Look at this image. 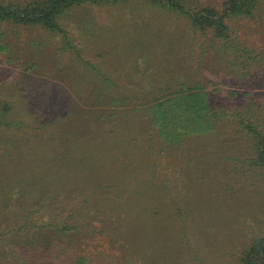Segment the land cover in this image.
I'll return each mask as SVG.
<instances>
[{
    "label": "trees",
    "instance_id": "obj_1",
    "mask_svg": "<svg viewBox=\"0 0 264 264\" xmlns=\"http://www.w3.org/2000/svg\"><path fill=\"white\" fill-rule=\"evenodd\" d=\"M133 1L0 2V23H9L16 28H40L59 38L61 50L79 54L65 29L66 18L85 6L127 8V3ZM144 1L145 7L161 12L156 18L183 19L187 22V32L210 34V42H221L220 49L227 57L225 63L238 67L239 74L251 69L255 58L253 51L233 35L229 22L239 16L252 17L258 8L264 7L261 6L264 0H221L220 8L199 5L192 0ZM96 30L97 40L107 39L102 30ZM175 33L164 28L156 33L148 28L144 33L126 39L123 46L114 47L111 54L119 64L113 68L114 75L107 74L115 79L98 68L97 76L103 86L88 90L113 107L108 114L109 127L105 129V124H100L96 130L94 123L88 122L86 129H81V134L77 135L71 130L49 131L54 124L47 122L43 126L48 128L47 131L38 134L42 147L41 153L37 154L41 158L36 157V147L24 148L19 139L15 140V132L11 135L4 132L19 131L23 126L22 121L15 122L10 117L9 103L4 104L0 112V162L17 159L16 155L20 160L19 169L5 170L0 181V188L8 190L0 198L5 201L0 213V239L12 232L13 251L30 250L34 264H90L87 249L95 236H100V240L109 245H117L122 257H126L131 248L146 244L148 257L154 255L161 261L173 246L180 227H189L199 236L211 231L210 227L217 225L214 221L219 222L224 217L217 216L213 198L203 201L205 190L201 183L205 173L198 171L199 177L194 178L189 169H185L187 171L180 174L183 178L175 181L171 175V162H164L162 158L170 153L175 141L188 143L214 131L216 118L230 120L236 132L245 136L249 144L248 171L256 172L264 180V121L262 110L254 112L253 102L234 110L224 105L217 107L212 101V93L200 83L173 92L167 101H161L164 96L158 97L154 88L147 90L144 89L146 86L135 82L132 72H138L142 62L141 80L149 83L152 75L149 73L155 69L152 73L156 77L164 73L163 83L170 85L172 74H177L178 68L174 64V50L166 53L165 47H171ZM164 56L166 65L161 69ZM228 71L233 72L230 68ZM164 89L158 88V91ZM141 97H148L154 103L150 106L141 103L138 101ZM131 100H137V103L127 115L126 101ZM171 102L173 108L170 110L166 103ZM148 110L152 112L151 125L159 126L158 138L149 135L147 139L146 126L149 128L150 123L143 126L144 123L139 122ZM169 121L180 123L175 135L167 128ZM238 170L240 174L246 173L243 167ZM179 184L181 187H177ZM14 190L18 191V198L14 196ZM34 205L49 212L44 215V220L33 216L37 212L33 210ZM262 208L264 211V200ZM10 220L13 229L6 228ZM238 264H264V230L253 236Z\"/></svg>",
    "mask_w": 264,
    "mask_h": 264
},
{
    "label": "rangeland",
    "instance_id": "obj_2",
    "mask_svg": "<svg viewBox=\"0 0 264 264\" xmlns=\"http://www.w3.org/2000/svg\"><path fill=\"white\" fill-rule=\"evenodd\" d=\"M8 1L14 0H0ZM192 1L199 5L221 6V0ZM127 4L130 8L129 5L127 8L85 6L66 18L65 29L79 54L67 49L61 50L59 38L40 28H16L9 23H0V112L4 104L9 103L7 107L10 109V117L15 122H23L19 131L3 130L6 134L15 132V140L19 139L24 148L36 147V157L41 158L37 154L41 153L42 147L38 134L47 131V127L43 128L47 122L54 124L49 131L71 130L77 135L81 134V129H86L88 122L94 123L96 128L100 124H105V129L109 127L108 114L113 107L105 99L88 93V90L93 87L101 89L100 86H103L97 76L98 68L106 76L115 79L111 75H114L113 68L119 63L115 55L111 54L114 47L123 46L126 39L138 36L148 28L156 33L161 28L176 32L171 47H165V52L174 50V64L178 73L172 74L170 85H164V73L156 77L152 73L155 71L153 69L149 71L152 75H149L147 83L140 79L143 76L140 62L139 71L132 72L135 82H140L147 90L154 88L158 97L164 96L161 101H167L173 92L200 83L212 93V101L217 107L224 105L234 110L244 103L253 102L254 112L262 110L264 121V7L258 8L252 17L239 16L229 22L233 35L255 56L251 69L241 75L236 69L238 67L225 63L227 57L220 49L221 42H210V34L187 32V22L183 19L156 18L161 12L145 7L144 0H134ZM98 28L107 36L106 40L95 38ZM182 32L185 34L182 35ZM227 51L231 52V49ZM166 60L164 56L161 69L165 67ZM229 68L232 73L228 71ZM158 88L166 89L160 92ZM138 101L146 102L149 106L154 103L148 97H141ZM136 103L137 100L126 101L127 115ZM166 105L170 110L173 108L172 102ZM104 115L106 117L102 118ZM144 115L139 118V122H143V126L148 121L150 123L149 128L146 126V138L149 135L158 138L159 126L155 123L151 125L150 122L152 112L148 110ZM179 124L169 121L167 128L175 135L174 131ZM216 127L207 136L195 138L192 135L196 139L194 141L184 144L175 141L170 153L164 155L162 160L171 162V175L175 181L183 178L180 174L187 171L185 169H189L194 178L199 177L198 171L205 173L201 183L205 190L203 201L205 203L208 197L213 198L217 216H223L225 220L214 221L216 227H210L211 231L200 236L190 231L189 227H180L173 246L161 261L154 255L148 257L146 244L131 248L127 256L122 257L117 245L111 246L100 240V236H95L96 239L87 249L90 264L239 263L242 251L253 236L264 230V180L256 172L248 171L250 167L246 157L249 144L245 136L236 132L228 119L216 118ZM16 156L17 159L12 161L0 162V181L3 180L5 170L10 171L11 167L12 170L19 169L20 160ZM241 167L246 173L240 174L238 168L241 170ZM214 182L215 185L209 186ZM177 187H181V184ZM0 190L4 191H0V198L8 193L3 187ZM15 193L14 196L18 198V191ZM4 202L0 199V213L4 209ZM33 210L37 211L33 216H39L42 220L45 219L44 215L49 214L36 205ZM12 223L11 220L7 221L6 228L13 229ZM12 239L10 231L3 240L0 239V264H34L30 250L13 251Z\"/></svg>",
    "mask_w": 264,
    "mask_h": 264
}]
</instances>
